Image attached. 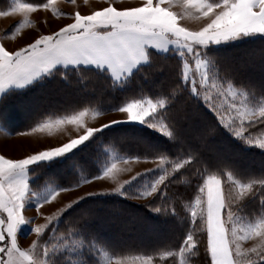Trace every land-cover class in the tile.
I'll use <instances>...</instances> for the list:
<instances>
[{
	"label": "snow or ice",
	"instance_id": "obj_1",
	"mask_svg": "<svg viewBox=\"0 0 264 264\" xmlns=\"http://www.w3.org/2000/svg\"><path fill=\"white\" fill-rule=\"evenodd\" d=\"M67 2L77 6V0ZM105 2L107 6L88 14H82L78 6L66 13L56 6L57 0H11L6 10H0V17H22L3 34L13 40L32 25L29 16L37 11L71 19L15 50L0 40V106L58 77L70 84V77L82 73L100 78L110 91L123 93L106 110L85 101L63 109L56 118L42 114L30 131L17 133L71 129L75 134L70 132L67 142L20 159L0 155V264H191L190 257L201 250L203 264H264V175L241 176L227 162H209L198 150L184 147L181 123L194 102L211 116V132L222 130L234 141L264 149V139L255 145L249 139L250 129L264 135V92L257 99L210 56L220 46L264 37V0H139L131 7H117L122 0ZM160 56L175 61L168 87L133 89L137 77L143 74L147 79ZM109 111L120 118L97 122ZM4 119L0 108V121ZM121 124L139 125L168 147L149 141V150L135 155L104 151L106 130ZM93 144L100 155L89 168L74 164L75 180L43 189L33 185L30 174L37 169L64 163ZM132 160L150 162L153 167L130 174ZM126 174L128 178L121 179ZM97 181H111L116 187L111 192L89 191L50 215L41 212L62 194ZM105 195L145 200L143 207L171 217L178 216L177 205H181L180 219L186 228L179 244L116 248L89 231L86 223L68 219L90 198ZM250 203L256 205L254 213L245 211ZM157 204L161 206L154 207ZM31 209L43 216V224L25 216ZM62 220L68 222L61 244L50 248ZM33 233L37 239L21 247L19 235ZM246 242L251 246L244 247ZM78 253L85 255L83 261L72 258Z\"/></svg>",
	"mask_w": 264,
	"mask_h": 264
},
{
	"label": "trees",
	"instance_id": "obj_2",
	"mask_svg": "<svg viewBox=\"0 0 264 264\" xmlns=\"http://www.w3.org/2000/svg\"><path fill=\"white\" fill-rule=\"evenodd\" d=\"M32 2L38 3L41 0H32ZM5 5L6 0H0V9ZM210 56L222 69L227 70L235 81L249 88L257 98L258 94L264 92V77L252 73L264 72V37L256 36L220 46L218 50L211 52ZM174 64V60L165 56L157 57L154 67L148 70L147 79L143 74L138 76L133 89L141 86L149 91L167 88ZM70 80V84H65L62 78L58 77L26 95L4 100L0 108L6 117L5 126L16 132L27 131L36 126L42 114H51L50 117H52L69 106L85 101L90 102L93 108L99 107L106 110L118 103L123 95V93L108 90L103 80L88 73L70 77ZM78 80L81 83H77ZM82 84H86L87 87L82 88ZM32 101L37 102L39 106L30 110ZM21 109L23 111H20ZM181 123L184 147L198 150L209 162L218 160L227 162L241 176L264 175V149L234 141L222 130L211 132V116L206 115L203 110H198L194 102L187 107V119L182 120ZM250 131L252 135L249 139L256 133H260L256 129H250ZM149 141L161 148L168 147L155 134L139 125L121 124L106 130L103 137V150L109 149L119 154L135 155L149 150ZM96 149L97 145L93 144L64 163L39 168L34 174H30V180L35 187L75 180L73 165L83 164L85 168L91 167V162L100 155ZM175 150L172 148V151ZM147 203L148 201L124 200L117 195L97 196L90 198L88 202L72 211L68 219L73 223H86L90 226L89 231L116 248H150L159 244H168L170 248L176 247L186 228L180 219L184 215L183 207L178 204V216L171 217L166 214H157L142 206ZM158 206L161 205L157 204L154 207ZM245 211L254 213L257 211L256 205L248 204ZM67 222L68 220L61 221L55 237L50 239V246L61 244L60 238L64 234ZM196 235L199 237L200 233L197 232ZM82 256L85 257L84 254ZM72 258L77 259V257ZM190 261L192 264H203V250L200 255L191 256Z\"/></svg>",
	"mask_w": 264,
	"mask_h": 264
},
{
	"label": "rangeland",
	"instance_id": "obj_3",
	"mask_svg": "<svg viewBox=\"0 0 264 264\" xmlns=\"http://www.w3.org/2000/svg\"><path fill=\"white\" fill-rule=\"evenodd\" d=\"M56 6L62 11L69 13V14L76 11L77 6H78V9L81 11L82 14H88L93 9L107 6V3L105 2V0H90V1L89 0H77V6H73L70 3H68L67 0H57ZM116 6L117 7H131V6H137V4H133V3L127 2L126 0H122V2H118ZM7 8H8L7 5H5L0 10H6ZM29 19L33 22L32 25L23 29L22 32L19 35H17L14 40L12 39L16 49L26 45L27 43L32 42V40L40 34H50L51 32H54L58 30L60 27L64 26L65 24L71 22V19L68 17L55 18L52 16L50 11H44V10H40V11L30 14ZM20 20H22V17L19 15H14L11 17H0V34L2 38L4 39V41L9 40L10 42V39L5 38L3 36L4 32L7 29H9L11 25L15 24L16 22ZM8 46L10 47L11 43H8ZM252 73L255 74L256 76L264 77V72L254 71ZM38 106L39 105L37 102L32 101L30 103L29 109L33 110ZM20 111H23V110L21 109ZM21 113H24V112H21ZM56 115L49 117V118H56ZM117 118H120L118 113L109 111L105 115L100 117L97 122H108L111 119H117ZM4 123H5L4 120L0 121V126L2 128L3 127L7 128ZM2 128H0V130H2ZM30 130H27V131H30ZM3 131L5 132H2L3 134L2 133L0 134L4 135L5 133H7L13 137L12 139L7 140L9 142L11 141V143H9V148L7 149L5 148L4 150L12 154L15 158H19V159L23 158L26 155L33 154L34 152L45 150L49 147H55V146H58L60 143L67 142L69 133L71 132L73 135L75 134L74 132H72L71 129H68L67 131L52 129L51 134L45 131V132H35V133L26 135V136L17 134L23 131H17V132L13 130H10L9 132L8 130L7 131L3 130ZM250 139L253 141V143H257L259 140L264 139V135H261V133H256L255 136L253 135ZM2 144L3 143L0 138V148L3 149V147L1 146ZM10 145L12 147H10ZM105 151H109V149H106ZM111 151H115V150H111ZM121 155H124V154H121ZM128 167H130L133 170L132 173L130 174H134L136 171H142L145 168L153 167V164L150 162L132 160L129 163ZM130 174L123 175L121 179L128 178V175ZM48 185L55 186L56 183H52V184L49 183V184L41 185L40 187H36V188L43 189L44 187ZM115 187L116 185L111 181H97L91 186L84 185L83 187L75 189L71 193L62 194L58 202L52 205L45 206L43 209H41V212L43 213L44 216L50 215L52 212H54L58 208L63 207V205L71 202L73 199L79 196L85 195L89 191L100 190V191H105V192H111ZM136 201H145V200H136ZM25 216L27 218H34V224H43L45 222L43 216L38 215L35 209L26 210ZM109 229H112V227L111 228L109 227ZM36 239L37 237L34 233L27 235L26 237L21 234L19 242H20L21 247L27 248L30 246L31 242ZM49 244L51 243L49 242ZM243 246L249 247L251 245L249 242H246L244 243ZM49 247L51 248L53 247V245L52 246L49 245ZM40 252H41V247H38L36 249V254L39 255ZM74 257H77L76 261H83L85 259V257L82 256V253H78V255ZM185 259L189 260V257L187 254L185 256Z\"/></svg>",
	"mask_w": 264,
	"mask_h": 264
},
{
	"label": "crops",
	"instance_id": "obj_4",
	"mask_svg": "<svg viewBox=\"0 0 264 264\" xmlns=\"http://www.w3.org/2000/svg\"><path fill=\"white\" fill-rule=\"evenodd\" d=\"M90 1V0H89ZM127 2H130V3H133V4H138V2H139V0H126ZM10 4H11V0H6V5H7V7H9L10 6ZM189 27H193V28H195V27H197L198 25H194V24H189L188 25ZM0 40H2V42L5 44V46L11 51V50H15L16 49V47H15V45H14V42H13V40L12 39H10V42H9V40H6V41H4V39L2 38V36H1V34H0ZM8 43H11V46L9 47L8 46ZM0 128H2L1 126H0ZM3 130H8V132L10 131V129H7V128H2V130H0V133H2V132H5V131H3ZM3 134V133H2ZM2 134H0V138H1V140H2V147H3V149L2 148H0V155H5L6 157H8V158H12V159H19V158H15L12 154H10L9 152H7V151H5L4 149L6 148H9V143H11V141L9 142V141H7L8 139H12L13 137L10 135V134H7V133H5L4 135H2ZM7 134V135H6ZM6 140V141H5ZM12 145V144H11ZM10 145V147H12ZM18 239H19V241H20V235H19V237H18Z\"/></svg>",
	"mask_w": 264,
	"mask_h": 264
}]
</instances>
